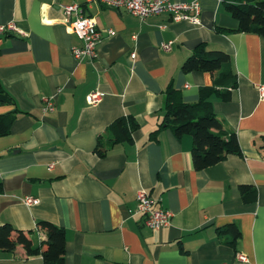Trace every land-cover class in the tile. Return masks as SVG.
<instances>
[{
    "label": "crops",
    "instance_id": "0c3cea01",
    "mask_svg": "<svg viewBox=\"0 0 264 264\" xmlns=\"http://www.w3.org/2000/svg\"><path fill=\"white\" fill-rule=\"evenodd\" d=\"M171 1H199L201 24L174 22L168 13L141 20L98 0H0V26L15 23L27 34L0 35V81L15 102L0 104V115L17 116L0 137V226L37 241L46 237L40 222L58 226L64 264H264V37L241 32L228 12L245 0ZM72 4L86 8L102 34L96 59L73 55L83 41L67 28L76 16L62 8ZM202 43L231 56L238 86L230 101L213 96L212 103L242 155L196 170L193 138L162 124L170 85L195 103L213 84L208 73L183 71ZM95 91L103 97L92 106L87 97ZM47 101L54 112L45 111ZM120 118H134L139 129L101 157L99 139L106 146L108 127ZM244 185L257 189L254 203L243 201ZM141 190L173 213L169 227L144 225ZM27 196L39 203L27 206ZM228 225L239 231L235 246L221 232ZM0 264L45 261L19 246L0 252Z\"/></svg>",
    "mask_w": 264,
    "mask_h": 264
},
{
    "label": "trees",
    "instance_id": "16d2710c",
    "mask_svg": "<svg viewBox=\"0 0 264 264\" xmlns=\"http://www.w3.org/2000/svg\"><path fill=\"white\" fill-rule=\"evenodd\" d=\"M245 4H228L227 10L239 23V30L264 37V0H245ZM185 73H208L213 84L200 89L199 99L187 103L179 90L170 85L166 92L164 107L165 119L162 127L171 128L178 138L190 135L193 138L192 156L196 170H204L224 161L229 155H242L235 132L231 131L214 111L212 97L222 101L232 99V90L238 86L237 74L229 54L213 50L207 44H200L183 65ZM0 104L14 105V99L4 89L0 81ZM17 116L14 113L0 115V137L10 134ZM139 129L134 118H120L108 127L107 145L102 137L98 142L97 153L104 157L108 147L133 141V134ZM160 129L151 134L157 139ZM245 203L257 200V189L244 185L240 188ZM39 228L45 232V239L37 241L10 224L0 226V252L15 253L21 246L28 256L41 255L45 264H64L66 254L65 232L50 222H40ZM228 235V244L235 246L239 231L228 225L222 231Z\"/></svg>",
    "mask_w": 264,
    "mask_h": 264
},
{
    "label": "built area",
    "instance_id": "2783aa9c",
    "mask_svg": "<svg viewBox=\"0 0 264 264\" xmlns=\"http://www.w3.org/2000/svg\"><path fill=\"white\" fill-rule=\"evenodd\" d=\"M107 7L123 9L126 12L145 20L152 16H159L165 13L171 15L174 22H188L192 25L201 24V5L199 1L191 3H175L171 0H98ZM63 12L66 16L75 15L74 21H66L67 28L76 34L82 41L83 46L74 48L73 55L77 59L98 58V46L102 42V34L98 30L95 20L87 13L86 8L79 4L63 6ZM14 32L23 37L27 34L19 29L15 23L0 26V35ZM110 35L113 31L108 32ZM172 43L164 44L163 48L169 50ZM135 55H133V58ZM260 100L264 101V85L258 86ZM103 94L99 91L92 92L87 97L89 105L96 106L102 100ZM56 104L47 101L45 111L54 112ZM54 165L50 166L52 169ZM27 206L37 205L39 200L30 196L22 200ZM137 213L144 219V225L153 230H161L169 227L173 218V213L157 208L156 201L149 195L148 192L141 190L137 194ZM237 260L245 262L247 257L244 254H238ZM226 264V263H224ZM234 264V263H232Z\"/></svg>",
    "mask_w": 264,
    "mask_h": 264
}]
</instances>
